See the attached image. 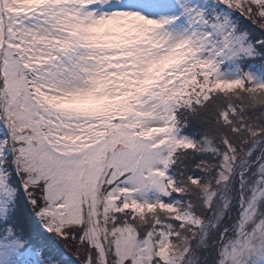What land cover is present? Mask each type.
Listing matches in <instances>:
<instances>
[{
    "label": "snow or ice",
    "instance_id": "6c2138e0",
    "mask_svg": "<svg viewBox=\"0 0 264 264\" xmlns=\"http://www.w3.org/2000/svg\"><path fill=\"white\" fill-rule=\"evenodd\" d=\"M0 264H264V0H0Z\"/></svg>",
    "mask_w": 264,
    "mask_h": 264
}]
</instances>
